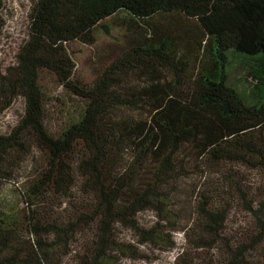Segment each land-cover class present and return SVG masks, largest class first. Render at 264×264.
Wrapping results in <instances>:
<instances>
[{"label":"trees","instance_id":"1","mask_svg":"<svg viewBox=\"0 0 264 264\" xmlns=\"http://www.w3.org/2000/svg\"><path fill=\"white\" fill-rule=\"evenodd\" d=\"M19 99L0 264H264V0H34Z\"/></svg>","mask_w":264,"mask_h":264},{"label":"rangeland","instance_id":"2","mask_svg":"<svg viewBox=\"0 0 264 264\" xmlns=\"http://www.w3.org/2000/svg\"><path fill=\"white\" fill-rule=\"evenodd\" d=\"M33 2L34 0L5 1L3 9L5 28L0 37V65L3 70L14 66L16 55L28 37L29 14L33 7ZM86 73H88V70ZM48 84H50L49 87L51 88L49 91L50 96H59L62 93L61 87L55 88L49 81ZM24 111V102L21 99L17 100L8 110L0 115V131L10 133L23 117ZM51 111L56 112L57 108L52 107ZM29 165L30 163L26 164L20 171L21 175L17 184L14 185L11 182L5 185V188L0 193V206L5 205L6 207H15L17 209L18 206L22 205L18 186L21 182L25 181V176L30 173L32 168H28ZM152 220L153 218L150 217V221ZM174 237L178 244L177 248H180L183 244L182 235L175 234ZM176 253L177 250L172 253L158 252L151 262L133 263L128 261L124 264H172Z\"/></svg>","mask_w":264,"mask_h":264}]
</instances>
